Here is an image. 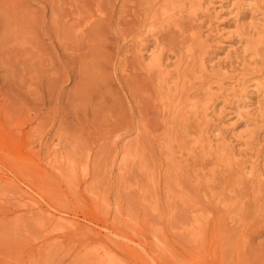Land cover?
<instances>
[{"label": "rangeland", "instance_id": "rangeland-1", "mask_svg": "<svg viewBox=\"0 0 264 264\" xmlns=\"http://www.w3.org/2000/svg\"><path fill=\"white\" fill-rule=\"evenodd\" d=\"M180 1L0 0V264H264V0Z\"/></svg>", "mask_w": 264, "mask_h": 264}, {"label": "bare ground", "instance_id": "bare-ground-1", "mask_svg": "<svg viewBox=\"0 0 264 264\" xmlns=\"http://www.w3.org/2000/svg\"><path fill=\"white\" fill-rule=\"evenodd\" d=\"M180 1V0H179ZM173 2V1H172ZM176 2V1H175ZM174 2V3H175ZM180 2H182V1H180ZM222 1L221 0H219L218 1V3H221ZM215 3H216V1H213V0H208V2L206 3V4H208V7H212V13H214V19H215V22H216V26H215V28H214V30H213V27L212 28H209V32L207 33V35H209V33L210 34H214L213 36L214 37H217V38H221L223 35H224V33H223V28L221 27V24L219 23V20L221 19V14H220V10L222 9V6L220 5V6H216L215 5ZM232 3V2H231ZM251 3V2H250ZM249 2H247L246 0H236V3H233V4H236V5H238V6H252L253 4H250ZM205 4V5H206ZM256 4V3H255ZM232 5V4H231ZM168 6V5H167ZM257 6V5H256ZM169 7V6H168ZM208 7H206L205 9H207L206 11H208L209 12V9H208ZM236 7V6H235ZM258 7V6H257ZM165 8V7H164ZM243 8H246V7H243ZM242 8V9H243ZM237 10V9H236ZM207 15V14H206ZM212 16V15H211ZM199 18V17H198ZM196 19V18H195ZM194 19V20H195ZM213 19V20H214ZM196 21V20H195ZM208 22V21H207ZM240 26V25H239ZM199 35V34H198ZM211 35V36H212ZM197 37V36H196ZM199 37V36H198ZM211 38V37H210ZM209 38V39H210ZM213 38V37H212ZM219 40V39H218ZM209 41L205 38L203 41H202V45H206L205 47H207V43H208ZM218 43H221V41L219 40L218 41ZM255 43H256V41H255ZM204 47V46H203ZM247 47V46H246ZM210 48V47H209ZM143 52V51H142ZM206 53V52H205ZM213 53V52H212ZM211 55V54H210ZM206 56V55H205ZM204 56V53H202V55L199 57V61H200V65L202 66V68L205 70V69H207V67H208V65H207V63H209V61H207V59H206V57ZM166 63V62H165ZM240 63V62H239ZM169 65V64H168ZM189 66V65H188ZM245 70V69H244ZM229 71V70H228ZM163 71H161V73H162ZM239 75V74H238ZM163 77V76H162ZM165 81V80H164ZM241 81V80H240ZM244 81V80H243ZM168 83H169V81H168ZM245 83V82H244ZM262 83H264V82H262ZM164 84V83H163ZM238 84H240V83H238ZM237 84V85H238ZM256 84L257 85H260L261 84V82L259 83L258 81L256 82ZM236 85V86H237ZM244 85V84H243ZM235 85H231V87L230 88H228V89H225L224 91H226V92H229L230 91V93H226L225 94V98H227V97H229V96H231L230 94H232V93H234V92H236V93H238L237 91H244V89L246 90V89H250L251 87V85H249V86H247V85H245L244 87H241V88H239L237 91H236V89L238 88V87H240L239 85H238V87H236ZM255 85H253L252 86V88L254 87ZM259 91V90H258ZM258 93V92H257ZM171 95V94H170ZM237 95V94H236ZM174 96V95H173ZM236 102V101H235ZM166 105V104H165ZM224 109V108H223ZM212 113H216V106L214 105V107H213V112ZM215 117V116H214ZM218 119H220V118H218ZM215 121V120H214ZM217 123V122H216ZM211 124V123H210ZM220 124V123H219ZM209 127V126H208ZM217 128V127H216ZM219 128V127H218ZM223 128V127H222ZM221 129V128H220ZM184 130V129H183ZM242 132V131H241ZM209 133V132H208ZM254 133V132H253ZM255 137V136H254ZM217 140V139H216ZM238 141V140H237ZM233 143V142H232ZM248 144H249V142H248ZM255 144V143H254ZM262 145V144H261ZM249 148V147H248ZM252 150V149H251ZM254 157V156H253ZM195 243V242H194ZM106 259H108V258H106ZM109 262V261H108Z\"/></svg>", "mask_w": 264, "mask_h": 264}]
</instances>
